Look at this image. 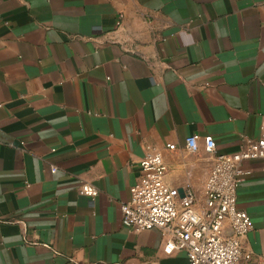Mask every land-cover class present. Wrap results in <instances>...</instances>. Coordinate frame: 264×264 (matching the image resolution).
<instances>
[{"label": "crops", "instance_id": "1", "mask_svg": "<svg viewBox=\"0 0 264 264\" xmlns=\"http://www.w3.org/2000/svg\"><path fill=\"white\" fill-rule=\"evenodd\" d=\"M263 118L264 0H0V264H189L161 230L123 225L141 160L157 147L201 205L215 153ZM193 134L216 152L187 150ZM244 167L242 244L258 258L264 159Z\"/></svg>", "mask_w": 264, "mask_h": 264}, {"label": "built area", "instance_id": "2", "mask_svg": "<svg viewBox=\"0 0 264 264\" xmlns=\"http://www.w3.org/2000/svg\"><path fill=\"white\" fill-rule=\"evenodd\" d=\"M201 144L209 153L216 152L212 135L193 134L185 141L189 151H197ZM166 147L176 150L174 143ZM252 159H264V118L258 138L243 135L238 151L215 153L199 205L191 189L181 197L179 189L166 181L163 154L149 146L141 160L142 175L131 186L130 198L121 204L123 225L134 233L161 230L165 252L183 250L189 264H264V255L256 258L243 248L242 240L254 224L248 211L237 205L238 189L251 174L244 162ZM51 170L56 172L57 166ZM80 192L92 201L99 193L90 182H82Z\"/></svg>", "mask_w": 264, "mask_h": 264}, {"label": "water", "instance_id": "3", "mask_svg": "<svg viewBox=\"0 0 264 264\" xmlns=\"http://www.w3.org/2000/svg\"><path fill=\"white\" fill-rule=\"evenodd\" d=\"M180 194L182 193V190H179Z\"/></svg>", "mask_w": 264, "mask_h": 264}]
</instances>
